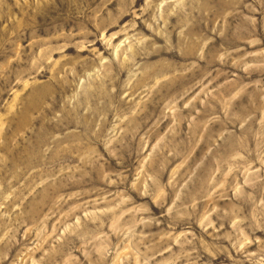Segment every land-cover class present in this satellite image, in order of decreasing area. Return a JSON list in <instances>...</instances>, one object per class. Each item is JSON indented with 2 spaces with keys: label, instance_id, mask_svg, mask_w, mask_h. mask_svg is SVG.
Returning <instances> with one entry per match:
<instances>
[{
  "label": "rangeland",
  "instance_id": "374dc122",
  "mask_svg": "<svg viewBox=\"0 0 264 264\" xmlns=\"http://www.w3.org/2000/svg\"><path fill=\"white\" fill-rule=\"evenodd\" d=\"M0 264H264V0H0Z\"/></svg>",
  "mask_w": 264,
  "mask_h": 264
}]
</instances>
